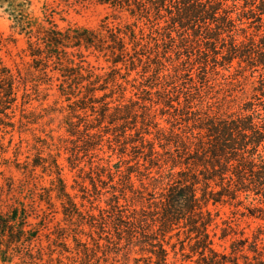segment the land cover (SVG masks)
Listing matches in <instances>:
<instances>
[{
  "label": "trees",
  "instance_id": "obj_1",
  "mask_svg": "<svg viewBox=\"0 0 264 264\" xmlns=\"http://www.w3.org/2000/svg\"><path fill=\"white\" fill-rule=\"evenodd\" d=\"M31 6L0 0V264H264V0Z\"/></svg>",
  "mask_w": 264,
  "mask_h": 264
},
{
  "label": "rangeland",
  "instance_id": "obj_2",
  "mask_svg": "<svg viewBox=\"0 0 264 264\" xmlns=\"http://www.w3.org/2000/svg\"><path fill=\"white\" fill-rule=\"evenodd\" d=\"M51 1V0H49ZM44 0H32V6L31 9L33 10L35 15H39L41 16V10H42V5H43ZM64 4V2L62 3ZM109 13V10L106 8V6H101V5H96V4H91L88 5L86 7H76L75 10L73 9H69L67 12H60V15H55L56 16V21L58 22V24L60 26H64L66 25L67 22L71 23V24H78V25H85V26H90V27H94L98 24V22L102 19L103 16H105L106 14ZM59 16H61L62 18L65 19V22H62L60 20H58ZM0 33H3L5 36L10 34V30H9V21L6 19L5 16H1L0 17ZM17 37V43L16 46H12V53L16 54L17 52H19L20 48H22L24 46V40L22 39V37ZM14 58L16 59V61H19V57L14 56ZM6 60L8 62H10V60L8 58H6ZM94 59L92 58L91 61L94 63L93 61ZM249 78L246 77L244 79H242L240 82H238L235 87L234 90H237L239 92H248V88H249ZM56 126V122H54V124H52V127L55 128ZM57 134H62V131H59ZM11 155V154H9ZM21 159L24 158V156H20ZM65 172L66 177L68 179V182L70 183V175L66 170ZM11 173L13 175H16V173L14 171H11ZM7 169H5L4 167H2L0 165V186L1 184H3L4 182V178L9 176L11 174ZM5 209V208H2ZM226 210V209H224ZM221 216H224L223 214H221ZM244 225V224H243ZM253 226V225H252ZM247 230V229H246ZM226 245V244H225Z\"/></svg>",
  "mask_w": 264,
  "mask_h": 264
}]
</instances>
